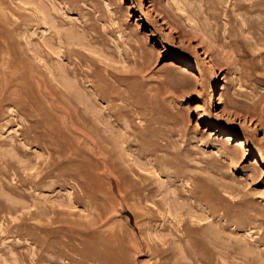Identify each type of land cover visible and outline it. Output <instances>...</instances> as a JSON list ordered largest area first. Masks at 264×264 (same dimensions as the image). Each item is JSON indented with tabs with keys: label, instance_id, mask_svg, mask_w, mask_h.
Returning <instances> with one entry per match:
<instances>
[{
	"label": "rangeland",
	"instance_id": "1",
	"mask_svg": "<svg viewBox=\"0 0 264 264\" xmlns=\"http://www.w3.org/2000/svg\"><path fill=\"white\" fill-rule=\"evenodd\" d=\"M0 264H264V0H0Z\"/></svg>",
	"mask_w": 264,
	"mask_h": 264
},
{
	"label": "bare ground",
	"instance_id": "2",
	"mask_svg": "<svg viewBox=\"0 0 264 264\" xmlns=\"http://www.w3.org/2000/svg\"><path fill=\"white\" fill-rule=\"evenodd\" d=\"M169 38V37H168ZM172 38V37H171ZM174 38V37H173ZM172 38V39H173ZM164 40V39H163ZM174 40V39H173ZM170 41V40H169ZM176 41V40H175ZM176 43V42H175ZM62 146V145H61ZM56 147H58V146H56ZM70 162H72L73 160L71 159V160H69ZM57 163V162H56ZM66 163H67V161H66ZM58 166H59V164H57ZM44 187V186H43Z\"/></svg>",
	"mask_w": 264,
	"mask_h": 264
}]
</instances>
